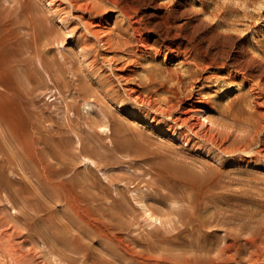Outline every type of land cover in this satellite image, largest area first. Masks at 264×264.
<instances>
[{
    "label": "rangeland",
    "instance_id": "374dc122",
    "mask_svg": "<svg viewBox=\"0 0 264 264\" xmlns=\"http://www.w3.org/2000/svg\"><path fill=\"white\" fill-rule=\"evenodd\" d=\"M173 1L117 0L118 7L107 4L102 15L109 18L108 28L116 30L119 24H123L117 10L122 7L129 15L128 22L133 20L132 23L136 24L135 33L142 34L149 46H159L164 51L168 49V56L179 51L188 58H195L200 66H204L202 75L209 76L206 84L208 88L216 89L214 94L222 90L231 93L225 98L220 97L225 104L236 98L239 88V93L247 90L239 78L237 81L227 78L236 66L244 64L245 75L252 74L250 77L254 82L259 80L264 83V1L260 8L263 13L257 8L246 7L245 0ZM51 8L48 0H0V25L5 26L1 29L2 32L5 30L4 33L0 31V53L8 62H18L12 79H9L10 88L6 95L14 100L19 115L16 126L32 137L18 142L14 134H6L7 131H2L0 126V227L4 231L16 224L13 225L14 242L7 240L6 235L7 238H1L4 240L0 242V264L10 262L3 250L10 242L17 245L16 253L20 251L15 258L17 264H115V261L119 264L118 259L112 257L114 253L113 256L125 258L129 248L141 250L145 242L159 250H170L161 252L172 258L174 235L180 225L171 222V219H176V214L195 213L204 217L205 245L207 250H213L209 251L211 255L223 243L226 232H237L242 238L251 233L264 235V157L255 152L256 147L258 150L264 143V121H261L262 124L248 121L249 108L241 103L232 104L231 118L210 111V118L215 121L213 126L218 121L225 122L226 126L219 124V127L232 134L227 143L237 137L238 145H242L245 140L239 135L258 136L257 142L252 145L254 149L251 147L249 153L232 154L211 145L200 151L189 148L180 138L171 137L176 125L170 127L145 106L128 100L120 90L123 82L110 83L108 88L113 87L107 94L103 87L109 80L107 65L94 56V50L83 52L79 48L81 42L91 36L79 27L78 16L82 13L79 9H71L69 13L70 7L67 6L58 13ZM245 10L256 11L251 21L254 28L250 27L252 25L250 28L244 26L248 22L242 16ZM222 11L226 12L225 17L231 23H222L217 17ZM58 15L64 18V23ZM32 16L50 27L49 36L52 39L50 43L47 40L44 42L41 56L48 60L52 66L49 69H54V72L42 68L39 59L30 61L27 58L25 51L30 37L16 25L21 21L27 23ZM258 25L259 28H255ZM6 27L9 28L6 30ZM253 37H258V42ZM231 48L234 50L231 51ZM161 59L157 60L164 65ZM174 62L166 64L180 69V65ZM217 62L220 63L217 65ZM59 63L61 65L57 68ZM80 87L83 88L78 91ZM168 94L166 89L157 92L160 98ZM95 97L97 100L93 102ZM111 97L113 101L109 100ZM87 100L95 107L91 112H86ZM104 114L107 117L104 118ZM106 119L110 122L104 126ZM11 175H14L13 178ZM204 178L206 184L198 186L199 180ZM81 181L85 185L83 182L79 184ZM140 204L146 205L162 222L151 224L146 220ZM186 233L184 231L182 236ZM133 237L139 240L133 243ZM188 239L185 236V242ZM263 260L264 257L253 264H264ZM241 264L248 263L243 261Z\"/></svg>",
    "mask_w": 264,
    "mask_h": 264
},
{
    "label": "bare ground",
    "instance_id": "6f19581e",
    "mask_svg": "<svg viewBox=\"0 0 264 264\" xmlns=\"http://www.w3.org/2000/svg\"><path fill=\"white\" fill-rule=\"evenodd\" d=\"M211 1L212 0H210V2ZM245 1H244V5L245 4L248 5V6L245 5L246 7H248V8L251 7L253 9L257 8V9H259V12H261L260 8L263 6L264 0H245ZM118 2H117V0H48V4L50 3V5L52 7L51 9H53V11H55L56 13L63 11L66 6L70 7L69 13H70L71 9H79V11L82 13L81 15L78 16L79 27L85 32V34H87V35L90 34L91 36L86 37V39L83 42H81V46L79 45L80 46L79 48L83 52L94 50L95 51L94 56H96L97 59L101 58V60H103V63L105 65H107L108 71H109V74H108L109 76H107V78H109V80H107L103 84L105 91L108 92L107 94L110 93V90L113 87L112 86L110 89L108 88V85H110V83H112L114 81H118L120 83L123 82L124 86L120 90H123L122 92H124L125 97H127L128 100L130 99L131 102L136 104V105L145 106L147 109L151 110L153 112V114H155V116L156 115L159 116L160 117L159 119H163L170 127H174L176 125L177 127L174 128L173 130L170 128L172 130L171 134H170L171 137H173L174 139L180 138L184 142V144L187 145L189 148L194 147L198 150L199 149L201 150L206 145H209V146L211 145L212 148L213 147L214 148H220L221 151H224V152L226 151L227 153L228 152H231L232 154L233 153L234 154L235 153H243V152L249 153L252 145L255 142H257L258 136H253V135L249 136L248 135V137H246V136H240L239 135V137L241 139L244 138V140H245L242 145H238V143H237L238 140L235 139L237 137H234V140H232L230 143H227L228 140L230 139V137L232 136V134L230 132L226 131V129L222 128V126L219 127V124L226 126L225 122L218 121L216 123V126H213V123L215 121L210 118V114L212 113V112L210 113V111L216 112L223 117L231 118L232 117V115H231L232 114V112H231L232 104L241 103L242 105L244 104L245 106H247L249 108L250 117H249L248 121L254 122L255 124H259L261 121L263 122L264 121L263 120V116H264V83L259 81V80L257 82H254L253 79L250 77V76H253L252 74H248L249 76L245 75L247 70L242 68L243 66H245L244 64L242 67L236 66L235 69H233V71L228 73V75H227V72L225 71L228 79L233 78L236 80L239 78L241 80V82L243 83V85L247 86V88H246L247 90L244 89L246 92L239 93L240 92V88H239V92H238L236 98L231 100V102L229 101L228 103L225 104V102H223L224 99L220 100V97L225 98V97H227L226 95H230L231 93L228 90H222V88L220 87V90H222V91L214 94L216 92V89H212L211 87L208 88L209 86L206 84V81L209 80V76L207 77V76L202 75V68L204 66L203 67L200 66L201 64L199 63V61H197L195 58H192V57L188 58L187 56H184L179 51H176L172 54L170 53L171 55L168 56V53L166 52L168 49L166 51H164L159 46H153V47L149 46L147 44V42H145V39L141 36L142 34L138 35L135 33V31H136L135 25L136 24L134 25L132 23L133 20H131V22H128L129 15L127 14V12H125V10L122 7H119V9H117V10L119 11V15L121 17L120 19H121L123 24H121V25L119 24V26H117L116 30L109 29L108 28L109 24L107 21V20H109V18L107 16L102 15V12H104V11L106 12L105 5L113 4L115 7H118ZM173 2H175V1H173ZM208 2H209V0H208ZM233 2H235V1L233 0ZM230 3H232V2H230ZM208 4H210V3H208ZM205 5H206V3H205ZM236 5H237V3H236ZM168 7H170V6H168ZM174 8H176V7H174ZM112 10H113V8H112ZM177 10H178V8H177ZM179 10H180V8H179ZM20 11H22V9ZM249 11H251V10H249ZM249 11H247V10L243 11V15H242V16H245L244 18H246V20L248 21L247 23L244 24V26L246 25V28L249 27L250 25H252L251 21L255 15L254 13L256 12V11L252 12L253 10L251 12H249ZM115 12H117V11H115ZM225 13H226L225 11H222V12L218 13L217 17L221 19L222 23L229 24L230 21L225 17ZM261 13H263V11ZM58 16L60 17V15H58ZM62 16L65 17L66 15H62ZM171 16H172V14H171ZM201 16L203 17V15H201ZM258 16H260L259 13H258ZM115 17H117V16H115ZM189 17H190V19L192 18L191 16H189ZM261 17H263V16L261 15ZM239 18L241 19L240 16H239ZM59 19L63 22L64 18L60 17ZM233 20H235V19H233ZM135 21H136V19H135ZM238 21H239V19H238ZM236 22H237V20H236ZM244 22H246V21H244ZM124 23H126V24L124 25ZM217 23H219V19H218ZM234 23H235V21H234ZM238 23H240V22H238ZM257 23H256V25H257ZM236 25L237 24H235V27H236ZM238 26H239V24H238ZM3 27H5V26H3ZM3 27H1V25H0V31H1V29H4ZM9 27H11V26H9ZM9 27H6V30ZM250 27L254 28L253 25ZM16 28L24 29L26 31V34L30 37V39L28 38V40H27L28 46H26V51H25L27 53V58L30 61H32L34 59L36 60V58L39 59L42 68H44L45 70L48 69L51 72H54V69H49L52 66H51V64H48V60H46L44 57L41 56V52H43V48L45 46L44 42L47 40L50 43L51 39H52L49 36L50 27L48 25L44 24L40 19H35L32 16L27 21V23H26V21L19 22V24L16 25ZM140 28H141V25H140ZM255 28H259V25H258V27H255ZM262 28H263V26H262ZM105 30H106V32L101 35L100 33L105 31ZM228 30H229V28H228ZM4 31L3 32L1 31V32L4 33ZM246 32H248V31H246ZM252 34H253V32H252ZM257 34H259V32ZM5 35H7V34H5ZM3 36H2V38H4ZM7 38H9V37H7ZM253 39H254V37H253ZM256 39H254L255 42H258V40H256ZM5 41H7V39ZM2 42L6 43L4 41H2ZM46 45H48V44H46ZM258 45L260 47V44H258ZM169 48H170V46H169ZM0 49H1V47H0ZM176 49H177V47H176ZM233 50L231 48V51H233ZM250 50H251V48H250ZM189 51H190V49H189ZM238 51H240V50H238ZM105 53H107V54L104 56ZM229 53L231 55V52H229ZM252 53L253 52H251V54ZM205 54H206V52H205ZM212 54H214V53H212ZM234 54H236V53H234ZM263 54H264V52H263ZM253 55L254 54H252L251 56H253ZM188 56H190V55L188 54ZM237 56H238V53H237ZM160 57L162 58L161 60L164 63V65L159 64V60H157V59ZM254 57H255V55H254ZM52 58H53V56H52ZM49 59H50V57H49ZM248 59H249V57H248ZM259 59H261V58H258V60ZM168 61H172V62L177 61L176 63H178V65H180L181 68L179 69V67H178V69L177 68L173 69L172 67H168L167 66L168 64H166ZM52 63H54V62H52ZM176 63H175V65H176ZM218 63H220V62H217V65H218ZM255 63L256 62H254V65H255ZM263 63H264V61H263ZM17 65H18L17 61L14 60V61L8 62V60L3 56V53L2 52L0 53V71H1V73H0V126H1L2 131H3V129H5L7 131L6 134L8 132H9L8 135H10L12 133L16 136V139L18 142H21V141L24 142L26 139L30 140V138H32V137H30L29 133L25 132L23 129L18 128L16 126V120L18 119L19 115L15 110L14 100L9 98L6 95V92L10 88L9 79H12V76L14 74V71H15V68ZM54 65H55V63H54ZM60 65H61V63L57 64L56 67L59 68ZM221 65H222V67H224L223 65H225V64L223 63ZM260 66H262V65H260ZM175 67H177V66H175ZM206 68H208V67H206ZM217 68H218V66H217ZM215 71L217 72V70H215ZM261 71H263V69ZM258 72H257V74H258ZM213 75H215V74H213ZM263 77H264V74H263ZM74 78H76V77L74 76ZM212 78H214V77H211L210 79H212ZM222 84H225V83L222 82ZM233 87H234V85H233ZM82 88L81 87L78 88V91ZM160 89H166L167 91H169V94L167 95V97H165L166 95L165 96L163 95L165 98H160L157 96V92ZM235 89H238V88H235ZM231 91H233V89ZM160 93L165 94V92L162 93V91ZM213 95H214V97H213ZM94 96H96V94H94ZM121 98H122V96H121ZM113 99L114 98L111 97L109 100L113 101ZM96 100H97V97L93 98V102H95ZM238 101H240V102H238ZM86 106H87L86 112H91L92 110H94L93 108H95V107H93V103L90 100L86 101ZM133 114H134V112H133ZM133 114H131V115H133ZM89 115H90V113H89ZM106 115H108V113ZM103 116H104V118L107 117V116H105V114ZM103 116L100 115V117H103ZM200 116L203 117V119H201ZM239 116H240V114H239ZM85 119H87V117ZM244 119H246V116ZM93 121H94V119H93ZM107 122H110V119L104 120L103 125L104 126L108 125ZM149 122L153 123L152 120H149ZM262 122H261V124H262ZM207 123H208V125L209 124H211V125H209V127H207L208 126ZM78 125H79V123H78ZM262 125H264V124H262ZM124 126H126V124ZM118 127H120V126H118ZM95 128H97V127H95ZM102 129H103V127H102ZM167 129H168V126H167ZM261 130H262V126L260 127V131ZM110 136H112V135H110ZM111 142H112V140H111ZM255 150H256L255 151L256 153H259V154H261V156L264 157V143L261 144V147L258 150H257V147ZM260 165H261V163H260ZM8 175H10V174H8ZM160 175H163V174H160ZM13 176H12V178H13ZM169 177H171V176H169ZM162 179H164V178H162ZM168 180H170V179H168ZM88 181H89V179H88ZM82 182L83 181H81V183H79V182L78 183L82 184ZM185 182L187 183L188 181H185ZM83 184H84V182H83ZM197 184L200 187L205 185L206 184L205 178L200 179ZM134 185L136 186V184H134ZM129 189H131V188H129ZM74 190H76V189H74ZM204 190H206V188ZM136 193H139V192L136 191ZM164 193H166V191ZM196 194L198 196V193H196ZM131 196H133V194H131ZM91 200L93 201V199H91ZM92 201L90 202V204L92 203ZM88 203L89 202H87V204ZM87 204H86V206H87ZM69 205H71V203H69ZM140 205H141L140 207H142V209L144 210V216H145L146 220L150 221V223L151 222H159V223L162 222L160 220V217L154 215L146 205H144V204H140ZM72 207H73V205H72ZM171 207H174V206H172V204H171ZM84 208H85V206H84ZM86 214H87V212H86ZM83 215H81V216H83ZM86 217H88V216H86ZM171 220H172L171 222L173 225L176 222H178L180 224L177 227L176 234L174 235V247L171 248V250L174 251L172 253V258H169V256H167V255H163V253L161 252V251H170V250L165 249V248L159 250V249H157V247L155 245L150 244L149 242H145L146 244L143 246V248L141 250L133 249V247L129 248L126 252L127 256L125 255L127 258L126 257L125 258L124 257L118 258L116 256H113L115 253L112 255V257L118 259L119 264H241V262H243V261H246L248 264H253L254 261L264 257V235H258L257 233H251L248 236L242 238V237H240L239 233H237V232H232V233L226 232V234H225L226 236L224 237L223 243L218 245L216 250H215V253L213 255H211V253L209 251H213V250H207L206 245H205L207 235L205 236L203 234L204 232H206L204 230V228H205L204 226L206 225L205 224L206 221H205L204 217H202L201 215H197L195 213L176 214V219H174V220L171 219ZM86 221L87 222L91 221V219L86 220ZM86 221H85V223H86ZM93 221H94V219H93ZM0 224H1V221H0ZM7 225H8V223H7ZM10 225H12V224H10ZM13 225L16 226V224H13ZM13 225L10 226L8 229L4 230L6 233L3 230H1V227H0V230H1L0 231V240H1L2 236L3 237L7 236L9 238L7 240L14 242L13 236L15 235L14 234L15 228L13 229V227H14ZM17 226H19V225H17ZM98 227H96V228H98ZM149 227H151V226H149ZM162 228H163V226H162ZM2 229H4V228H2ZM106 231H108V230H106ZM184 231L187 232L185 234V236H188V238H189L186 241L187 243L185 242V236L184 237L182 236V233ZM2 232H4V233H2ZM4 235H6V236H4ZM108 235H109V233H108ZM17 236H19V235H17ZM104 236H105V234H104ZM3 240L4 239H2L0 242H2ZM132 240L134 243V242L138 241L139 239L137 237H133ZM73 244H74V242H73ZM76 244H77V242H76ZM123 245H125V244H123ZM15 246H17V245H14L13 243L10 242L8 245V248L5 247V249H3L6 253V255L8 256L9 260H10L9 264H17V262H16L17 259L15 260V258H17L16 254L19 253L20 251L16 253V247ZM131 246H133V245H131ZM129 247H130V245H129ZM17 248L19 249V247H17ZM24 248H27V247H24ZM27 250H25V251H27ZM104 250H106V249H104ZM110 251H112L111 248L109 249V252ZM33 252H32V254H33ZM36 256H38V255H36ZM86 258H88V257H86ZM21 259H23V258H21ZM59 262H60V260H59ZM115 262L117 263V261H115ZM93 264H95V262ZM111 264H113V262Z\"/></svg>",
    "mask_w": 264,
    "mask_h": 264
}]
</instances>
